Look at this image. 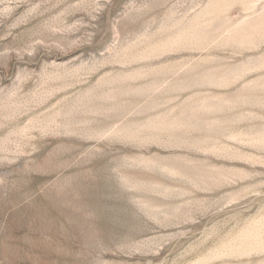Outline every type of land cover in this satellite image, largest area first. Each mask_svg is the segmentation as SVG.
<instances>
[{
	"label": "rangeland",
	"instance_id": "rangeland-1",
	"mask_svg": "<svg viewBox=\"0 0 264 264\" xmlns=\"http://www.w3.org/2000/svg\"><path fill=\"white\" fill-rule=\"evenodd\" d=\"M0 264H264V0H0Z\"/></svg>",
	"mask_w": 264,
	"mask_h": 264
}]
</instances>
